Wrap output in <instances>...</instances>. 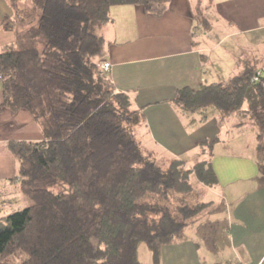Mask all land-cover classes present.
Wrapping results in <instances>:
<instances>
[{"label":"trees","instance_id":"trees-1","mask_svg":"<svg viewBox=\"0 0 264 264\" xmlns=\"http://www.w3.org/2000/svg\"><path fill=\"white\" fill-rule=\"evenodd\" d=\"M204 1L194 10L201 29L208 27ZM7 2L11 16L1 25L15 38L0 53V112H28L43 140L8 144L19 189L31 205L0 218V264H141V244L159 264L162 248L181 241L208 206L197 199L193 182L212 189L217 177L210 161L189 168L142 153L131 129L143 116L101 69L105 42L95 32L111 21L113 7L160 17L169 0ZM172 102L186 114L217 110L208 114L219 115V128L228 117L235 127L255 128L257 180L264 187L260 70L245 66L225 84L179 91ZM217 142L198 146L210 153Z\"/></svg>","mask_w":264,"mask_h":264},{"label":"crops","instance_id":"crops-1","mask_svg":"<svg viewBox=\"0 0 264 264\" xmlns=\"http://www.w3.org/2000/svg\"><path fill=\"white\" fill-rule=\"evenodd\" d=\"M196 3L169 0L160 17L139 7L111 8V21L98 29L105 42L103 61L111 65L109 75L115 90L126 94L143 116L140 126L147 143L139 145L141 149L156 150L191 167L207 158L198 144L218 137L208 159L217 189L227 195L231 264H264V187L257 182L255 128L235 127L233 117L219 128V115L208 114L217 110L186 114L172 102L179 91L225 84L245 66L261 71L257 67L261 56L253 49L247 51L251 44L264 46V0L204 1L207 29L196 26ZM10 16L7 0H0V53L14 42V33L1 25ZM228 41L232 44L225 47ZM2 96L0 79V104ZM42 140L41 130L28 112H0V218L27 206L16 179L17 161L8 144ZM203 245L183 235L181 241L162 248L159 264H207L211 252Z\"/></svg>","mask_w":264,"mask_h":264},{"label":"rangeland","instance_id":"rangeland-1","mask_svg":"<svg viewBox=\"0 0 264 264\" xmlns=\"http://www.w3.org/2000/svg\"><path fill=\"white\" fill-rule=\"evenodd\" d=\"M202 12H204L203 7L201 8V16H202ZM95 33L98 36V29L96 30ZM229 44L231 45L232 43L228 41L224 44V46L228 47ZM249 46L251 47H249L247 53H250L253 49L254 52L255 51L257 52L256 53L257 56H261L260 58H258L259 61L257 63V67L258 69H261L264 75V63L262 62V55H264L262 54L264 53V46L252 45V44ZM245 50H242V52H246ZM243 108L247 109L248 104L245 103ZM140 125L141 123L138 126L132 127L131 132L135 141L141 147H144L146 146L145 143L147 142L145 139L144 128ZM246 127L248 129H252V127H250L249 125H247ZM245 138H247V135ZM141 151L146 157L157 163L168 164L169 162L172 161V159H168V157H166L165 155H162L158 151L150 148L148 150L141 149ZM244 151L245 153H247L246 149H244ZM204 153H206L207 156V158H205L204 160L209 161L208 158L211 155L208 154L209 153L208 150H204ZM182 159L185 160L184 158ZM193 186H194V193L198 197L197 199H199L200 202L208 204V206L204 209L203 213H201L200 216L197 217L196 222L192 223L185 229L183 235L187 237H191L197 240L199 243L204 244L203 246L207 247V249L211 252L210 257L207 258L208 261L207 264H221V263L231 264L232 256L229 253V251H227L228 249L227 244L229 243L228 241L229 235L226 229L229 223V215L227 214L228 211L227 195H225L219 189H217L218 185L212 189H207L193 182ZM26 202H27L26 207L31 205V202L28 199H26ZM137 254L141 264H152L149 250L145 245L141 244L138 247Z\"/></svg>","mask_w":264,"mask_h":264},{"label":"built area","instance_id":"built-area-1","mask_svg":"<svg viewBox=\"0 0 264 264\" xmlns=\"http://www.w3.org/2000/svg\"><path fill=\"white\" fill-rule=\"evenodd\" d=\"M110 68H111L110 63H108V62H102V63H101V69H102L104 72L109 73ZM257 81H258L257 76L254 77V78L251 80V82H253V83H255V82H257Z\"/></svg>","mask_w":264,"mask_h":264}]
</instances>
